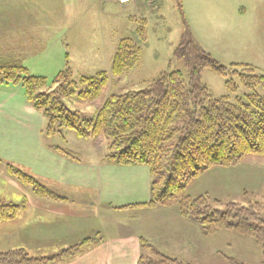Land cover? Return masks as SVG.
<instances>
[{"label":"rangeland","instance_id":"obj_1","mask_svg":"<svg viewBox=\"0 0 264 264\" xmlns=\"http://www.w3.org/2000/svg\"><path fill=\"white\" fill-rule=\"evenodd\" d=\"M144 1L145 4L139 3L137 12L132 9L127 12L124 9H130L129 4L116 7L106 0H0V59L10 56L20 59L31 75L49 81L65 69L66 54L76 82L104 73L106 82L98 97L87 94L88 98L84 93L90 87L78 83L73 95L62 98L69 110L79 113L83 119H93L112 95L143 90L149 80L162 73L179 71L185 75L183 66L172 57L183 32L175 0ZM181 5L193 37L200 40V46L213 59L223 65L230 62L251 65L260 69L256 74H264V0H181ZM141 26H144L146 41L140 44L137 65L120 77L114 76L111 71L112 57L118 42L124 38L135 40L136 30ZM202 82L214 96L227 95L224 79L211 71L203 72ZM9 88L17 89L24 96L19 86ZM53 89L54 86L50 88L51 91ZM242 93L238 92L239 95ZM9 121L13 122L8 113H0V130L5 135L11 134L13 129L9 127ZM31 126L35 131L31 130L29 123L30 131L26 134L30 137L17 139L8 135L6 143L5 138L0 137L1 146L4 143L6 148H10L18 144L17 148L31 147L34 153L37 149L40 153V146L51 142L59 152L75 161L89 163L102 157L106 161L109 140L105 137L84 141L76 138L73 132L64 130L61 135L47 139L44 135L45 118L41 123L36 118ZM14 127L19 130L17 125ZM9 154L10 149L3 150L2 147L0 194L3 201L0 205L16 206L10 200L19 190L31 192L38 199L65 201L31 176L36 188L45 190L53 199L39 197L34 193L33 186L13 177L11 166L28 173L24 167L14 165L18 163H10L7 160ZM38 165L45 166L43 162H38ZM198 178L189 184L190 197H206L208 208L221 211L229 204L250 206L264 221V156H248L234 167L220 168ZM8 199L9 202H6ZM199 231L196 227L188 228L187 235L192 242L184 253H177L175 248L172 249L174 255L171 251L169 254L179 257L186 264H261L260 250L252 240L234 232L219 231L204 236ZM25 254L40 260L39 264L65 260L57 258V255L49 258L50 255L34 257L27 252ZM142 264L168 263L156 258L153 251L144 249Z\"/></svg>","mask_w":264,"mask_h":264},{"label":"trees","instance_id":"obj_2","mask_svg":"<svg viewBox=\"0 0 264 264\" xmlns=\"http://www.w3.org/2000/svg\"><path fill=\"white\" fill-rule=\"evenodd\" d=\"M175 3L183 32L172 57L183 66L185 75L179 71L162 73L149 80L143 90L112 95L93 119H83L69 110L62 98L73 95L78 83L90 87L84 95L98 97L106 75L100 73L76 82L68 54L65 69L50 81L31 75L20 59H0V87L19 86L23 90L28 103L46 119V137L61 135L64 130L84 141L102 136L109 140L105 158L108 163L147 166L151 174L150 199L139 207H175L204 236L219 231L244 236L259 248L264 264V221L250 206L229 204L223 211L210 209L206 197L186 194L190 182L206 171L234 167L248 156H264V74H256L260 69L251 65H223L213 59L193 37L181 0ZM136 34L135 40L124 38L118 42L112 58L114 76L120 77L137 65L140 44L146 41L144 26L138 27ZM207 70L224 79L227 95L214 96L202 82ZM10 173L33 186L39 197L53 199L45 190L36 188L28 174L12 166ZM17 210L16 206L0 205V222L14 219ZM81 247L82 244L66 249L56 257L68 259ZM141 248L153 251L162 262L186 264L162 255L144 240ZM142 259L143 255L138 264ZM39 263L23 250L0 253V264Z\"/></svg>","mask_w":264,"mask_h":264},{"label":"crops","instance_id":"obj_3","mask_svg":"<svg viewBox=\"0 0 264 264\" xmlns=\"http://www.w3.org/2000/svg\"><path fill=\"white\" fill-rule=\"evenodd\" d=\"M106 2L118 6L116 0ZM140 2L145 4L144 0H135L129 4L130 9L124 10L137 12ZM19 92L9 86L0 87V113H8L13 120L8 123L13 128L11 134L5 135L0 130L5 143L9 136L30 137L26 133L30 128L34 130L33 121L44 120ZM17 145L6 148L4 143L0 144V151L2 147L10 149L8 159L3 157L10 163H18L14 165L19 168L24 167L29 176L65 201L38 199L31 192L18 189L10 200L19 209L17 216L0 222V252L24 250L34 257L50 255L52 258L64 249L82 244L75 256L47 264H138L144 252L141 248L144 240L162 255L179 260L173 253L175 248L177 253H184L192 242L187 235L188 228L200 230L194 222L182 218L175 207H139L150 199L151 174L147 166H117L103 157L82 163L59 152L51 142L41 145L40 153L38 149L34 153L31 147L21 149ZM216 170L220 168L206 171L199 178ZM14 185L11 186L14 188Z\"/></svg>","mask_w":264,"mask_h":264},{"label":"built area","instance_id":"obj_4","mask_svg":"<svg viewBox=\"0 0 264 264\" xmlns=\"http://www.w3.org/2000/svg\"><path fill=\"white\" fill-rule=\"evenodd\" d=\"M116 1H117L118 5H120V6L132 4L135 2V0H116Z\"/></svg>","mask_w":264,"mask_h":264}]
</instances>
